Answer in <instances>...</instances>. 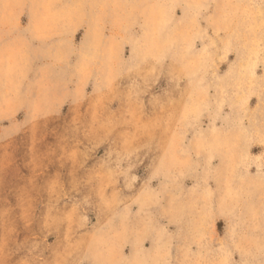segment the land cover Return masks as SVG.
<instances>
[{
  "label": "rangeland",
  "instance_id": "rangeland-1",
  "mask_svg": "<svg viewBox=\"0 0 264 264\" xmlns=\"http://www.w3.org/2000/svg\"><path fill=\"white\" fill-rule=\"evenodd\" d=\"M0 264H264V0H0Z\"/></svg>",
  "mask_w": 264,
  "mask_h": 264
}]
</instances>
